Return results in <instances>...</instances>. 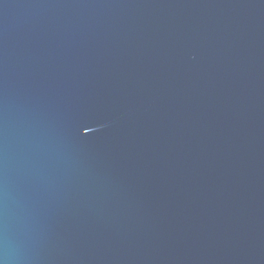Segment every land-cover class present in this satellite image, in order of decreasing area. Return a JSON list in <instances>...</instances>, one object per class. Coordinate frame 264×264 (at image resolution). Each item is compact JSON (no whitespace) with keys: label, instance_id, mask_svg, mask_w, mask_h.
Masks as SVG:
<instances>
[{"label":"water","instance_id":"water-1","mask_svg":"<svg viewBox=\"0 0 264 264\" xmlns=\"http://www.w3.org/2000/svg\"><path fill=\"white\" fill-rule=\"evenodd\" d=\"M0 264H264V0H0Z\"/></svg>","mask_w":264,"mask_h":264}]
</instances>
